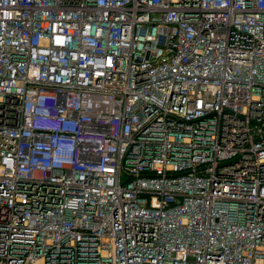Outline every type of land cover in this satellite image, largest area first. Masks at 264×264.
Returning a JSON list of instances; mask_svg holds the SVG:
<instances>
[{"label":"built area","instance_id":"2783aa9c","mask_svg":"<svg viewBox=\"0 0 264 264\" xmlns=\"http://www.w3.org/2000/svg\"><path fill=\"white\" fill-rule=\"evenodd\" d=\"M264 264V0H0V264Z\"/></svg>","mask_w":264,"mask_h":264},{"label":"bare ground","instance_id":"6f19581e","mask_svg":"<svg viewBox=\"0 0 264 264\" xmlns=\"http://www.w3.org/2000/svg\"><path fill=\"white\" fill-rule=\"evenodd\" d=\"M35 264H41L40 262H37V263H35Z\"/></svg>","mask_w":264,"mask_h":264}]
</instances>
